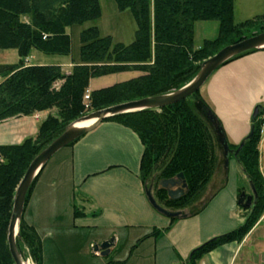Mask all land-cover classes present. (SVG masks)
Wrapping results in <instances>:
<instances>
[{"label":"trees","instance_id":"1","mask_svg":"<svg viewBox=\"0 0 264 264\" xmlns=\"http://www.w3.org/2000/svg\"><path fill=\"white\" fill-rule=\"evenodd\" d=\"M99 1L0 0V51L15 50L19 57L17 64H0V122L56 110L42 123L35 138L18 146H0V264H15L8 229L19 183L33 160L71 123L93 112L178 91L196 77L200 64L210 58L211 51L251 37L245 30L261 19L235 24V0H114L119 11H130L135 20L131 44L114 43L112 37H102L98 27H92L80 34L79 61L69 75L59 66L26 64L33 51L70 56L72 40L67 30L96 21L101 15ZM210 21L219 23L218 36L196 49L194 26ZM255 52L244 53L227 64ZM126 72L142 74L90 91L96 79ZM87 93L89 100H85ZM195 97L199 101L194 108ZM196 108L203 111L208 123L200 118ZM105 121H114L140 137L144 146L140 175L148 190L146 183L152 169L160 170L155 194L152 191L160 206L164 204L167 211L179 213L202 199L216 170V139L222 142L226 136L224 131L220 135L214 132L221 124L200 91L159 111L145 110ZM263 127L264 107H260L256 121L252 122V137L244 140L237 157L231 155L257 193L255 205L250 210L240 207L247 217L245 224L197 248L190 259L192 264L223 246L241 243L263 216L264 176L259 152ZM229 147L236 151L240 145ZM180 174L184 175L188 189L182 198L173 201L160 184L175 180ZM183 216L181 213L171 221ZM17 247L20 254L24 247L28 248L34 261L42 264L40 239L23 218Z\"/></svg>","mask_w":264,"mask_h":264},{"label":"crops","instance_id":"2","mask_svg":"<svg viewBox=\"0 0 264 264\" xmlns=\"http://www.w3.org/2000/svg\"><path fill=\"white\" fill-rule=\"evenodd\" d=\"M33 52L28 66L60 65L38 63ZM202 96L228 144L240 145L251 132L254 110L264 107V51L221 67L204 85ZM53 113L0 122V146H18L35 138ZM259 152L264 176V129ZM143 153L134 131L104 121L51 158L23 214L40 239L42 264H192L197 248L245 224L238 199L241 191L247 195L244 185L250 183L235 157L230 156L227 164L225 151L218 152L220 162L204 196L172 222L147 198L140 175ZM263 229L264 214L242 244L223 246L197 264L249 263L251 252L264 247ZM112 238L115 243L107 256L94 251L95 245Z\"/></svg>","mask_w":264,"mask_h":264},{"label":"water","instance_id":"3","mask_svg":"<svg viewBox=\"0 0 264 264\" xmlns=\"http://www.w3.org/2000/svg\"><path fill=\"white\" fill-rule=\"evenodd\" d=\"M251 51H264V33L245 38L221 49L217 54L204 61L196 77L178 91L167 95L124 103L101 111L93 112L71 123L64 130L62 135L55 139L33 160L16 190L12 217L8 229V244L15 264H27L22 260L17 247L19 227L24 214L27 194L42 169L47 165L54 155L94 130L98 125L109 118L124 114L137 113L145 110H159L190 98L201 90V88L207 83L210 77L217 70H219L232 59ZM259 112L260 107H257L254 110L252 122L256 121ZM87 122H91V124L85 126L84 123ZM216 132L219 135L222 134V126H217ZM252 135L253 132H251L247 138L250 139ZM221 145L226 153V163L228 164L229 157L231 155L237 157L240 151L243 149L245 141L240 144V147L236 151L230 149L226 139H223ZM160 185L168 191V196L173 201H177L182 198L188 189L183 174L178 175L175 180L162 181ZM251 189V196H247L245 193H242L238 199V205L246 210H250L257 201V193L254 187L251 186ZM146 195L151 206L158 213L170 219L179 216V213L170 212L162 208L156 202L152 194V189H148ZM114 243L115 238H112L101 245H95L94 251L96 253L100 252L102 256H107L110 253Z\"/></svg>","mask_w":264,"mask_h":264},{"label":"rangeland","instance_id":"4","mask_svg":"<svg viewBox=\"0 0 264 264\" xmlns=\"http://www.w3.org/2000/svg\"><path fill=\"white\" fill-rule=\"evenodd\" d=\"M99 2H100V7H101V15L96 21L88 22L80 26H73L67 30V33L71 37V40H72V53L70 56H58V55L48 56V55H44L41 53L38 54L36 52H33V53H36L34 54V56L39 58V59L36 58L35 61H37L38 63L42 62L43 64L44 63H51V64L60 63L59 67H61L62 72L65 75H69L71 71L73 70L75 63L79 61V53H80V47H81L80 34L84 30H87L92 27H98L102 37H106V36L112 37L114 43H123L125 45L131 44L134 41L135 32H136V23H135V20L131 12L130 11H119L114 0H100ZM258 17L261 19H257ZM262 17H264V0H235V15H234L235 24H241L246 21H252V20L255 21L257 19L256 23L251 28H248L247 30H245V34L251 37L254 35H257V33L262 34L261 32L264 31V18ZM194 33H195V40H194L195 48L196 49L201 48L204 41L214 40L217 38L218 33H219V23L216 21L198 22L194 26ZM221 49H219L216 52L211 51L213 53H210V57L217 54ZM18 62H19V57H18V53L15 50L0 51V64H17ZM202 63L200 64V67ZM200 67H199V70H200ZM141 74L142 73H135V72L111 74V75H108V76H105V77H102L100 79H96L95 81H93L90 91H92L93 89H101L104 87L112 86L114 84L129 80L133 77H138ZM203 89H204V86L200 90V96L202 98H203L202 96ZM198 101L199 100L197 97L192 99V106L194 108L197 107ZM196 111L199 113L200 118L203 121H206V123H208L206 116L204 115V113L202 114L203 111H200V108L199 109L196 108ZM55 113H56V110H55ZM214 132L216 131L214 130ZM220 141L221 139L219 138L216 139V150H215L216 155H217L216 169L220 162V159H218L219 158L218 152L224 150V149L222 150L223 147ZM159 173H160L159 169H156V168L152 169L151 177L146 183L149 186L148 188L152 189L154 194H155V191H154L155 187H158L156 186V183L158 180ZM244 188L247 192V196H251L252 195L251 185L246 183L244 185ZM161 205H163L161 207L164 208V204H161ZM258 222L256 223V225L258 224ZM263 232H264V229H263ZM20 255H21L22 260L25 263L37 264V262L34 261L30 253V250L28 248L24 247V253H21ZM247 264H264V247L262 251H255V250L252 251L250 262Z\"/></svg>","mask_w":264,"mask_h":264},{"label":"built area","instance_id":"5","mask_svg":"<svg viewBox=\"0 0 264 264\" xmlns=\"http://www.w3.org/2000/svg\"><path fill=\"white\" fill-rule=\"evenodd\" d=\"M89 98H90L89 97V93H87L86 96H85V100H89ZM263 129H264V127H263ZM263 129H262V134H263Z\"/></svg>","mask_w":264,"mask_h":264},{"label":"bare ground","instance_id":"6","mask_svg":"<svg viewBox=\"0 0 264 264\" xmlns=\"http://www.w3.org/2000/svg\"><path fill=\"white\" fill-rule=\"evenodd\" d=\"M90 124H91V122L84 123L85 126H86V125H90Z\"/></svg>","mask_w":264,"mask_h":264}]
</instances>
